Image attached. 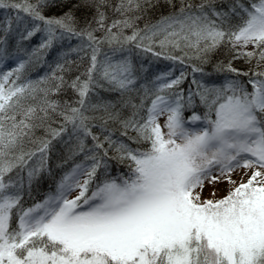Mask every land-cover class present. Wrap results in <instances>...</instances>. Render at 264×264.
Segmentation results:
<instances>
[{
    "label": "snow or ice",
    "instance_id": "1",
    "mask_svg": "<svg viewBox=\"0 0 264 264\" xmlns=\"http://www.w3.org/2000/svg\"><path fill=\"white\" fill-rule=\"evenodd\" d=\"M164 2L174 11L145 23L141 29L135 27L141 16L113 20L105 28L106 13L102 8L107 0H78L68 11L51 17L43 12L62 6L57 0L35 3L0 0V8L17 11V21L22 19L19 13L23 12L33 22L21 39L27 40L40 31L46 33L47 38L30 56L51 48L58 32L61 36L86 39V47L91 49L89 66L81 74L86 79L76 76L67 83L63 76L55 77L57 83L51 89L59 92L65 85L71 88L78 97L75 101L78 107L65 102L61 109L55 101L47 99L46 89L14 84L5 88L0 82V264H264V172L253 171L246 183L235 186L221 199H202V193L196 191L203 189L206 180L216 182L218 178L212 176L215 168H219L221 176L238 167L264 169V79L250 80L251 92L236 80L221 87H206L194 81L199 90L189 93L187 104L191 106L193 97L198 96L207 108L203 117L207 127L199 131L184 126L181 92L173 94L174 100L157 94L147 108L146 117L140 116L143 98L140 104L132 103L131 97L122 99L119 105L89 102L94 89L108 85V91H119L123 96L135 84L133 65L127 57L116 59L105 54L99 59V45L104 43L113 54L124 51L125 45L134 44L154 56L163 55L181 63L188 53L171 55L166 51L169 47L182 52L191 49L196 59L207 63L210 54L225 42L233 49L251 44L260 50L259 59L264 60V0H252L250 7L241 0H232L226 10H218L216 0H200L198 4L178 0V8L177 0ZM159 3L160 0H120L115 11L122 16L133 11L144 15ZM80 9L94 12L82 28H78L75 15ZM237 17L241 23L233 24ZM93 22L97 27H92ZM114 28L118 31L113 32ZM126 28L133 29L131 35H124ZM101 30L103 35L97 38L94 33ZM153 45L161 51H155ZM241 56L251 59L255 52L237 53V58ZM23 67L22 62L14 72ZM57 68L64 70L60 64ZM192 70L202 71L198 67ZM217 70L248 75L230 65L226 69L218 66ZM12 74H5L4 81ZM252 75L264 76V72ZM184 77L181 72L161 83L157 92L178 86ZM27 90L44 93L39 108L42 116H36L37 109L33 106L23 109L22 98ZM128 105L135 111L121 118L118 108ZM18 108L22 109L20 120L16 119ZM89 111L102 114L90 116L86 114ZM52 114L62 117L64 124L58 129L49 128L51 139L40 141L41 167L52 140L61 136L68 124L73 132L92 136L94 148L102 149L103 143L90 130V121L100 120L103 128L108 120H119L124 128L122 135L134 131L136 136L130 138L149 142L150 148L133 151L120 143L116 147L117 158L133 162L131 175L119 182L104 180L90 195L89 186L101 161L95 153L85 156L92 161L91 166L77 164L63 176L55 196L19 211L18 226L12 229L10 221L13 210L20 207L21 196L10 191L14 185L6 182L5 176L15 168H23L35 155L22 151L16 154L23 137L37 126L28 121L38 118L43 124ZM165 114L167 118L161 126L157 120ZM189 119L197 121L201 117L193 113ZM162 127L167 129L166 133ZM104 140L110 147L115 144L110 135ZM84 149V140L77 136L72 154ZM39 170H30L29 178ZM81 175H86L82 182ZM228 182L235 184L230 177ZM75 189H79V194L68 199ZM211 195L215 196V192Z\"/></svg>",
    "mask_w": 264,
    "mask_h": 264
},
{
    "label": "trees",
    "instance_id": "2",
    "mask_svg": "<svg viewBox=\"0 0 264 264\" xmlns=\"http://www.w3.org/2000/svg\"><path fill=\"white\" fill-rule=\"evenodd\" d=\"M7 2V0H6ZM14 2H21V0H14ZM31 3H35L36 0H30ZM58 3H62V6L49 7L43 12L45 16H59L63 12L68 11L73 7L78 0H57ZM120 0H107V5L102 8V11L106 13L105 28L111 25L113 20H123L125 18H133L135 16H141V19L135 21V27L144 28L145 23L155 22L162 15H167L171 9L164 0H160L158 7L154 10L150 9L147 14L142 15L139 11L127 12L123 16L115 11V6ZM189 2V0H186ZM193 4L200 3V0H190ZM252 0H241L246 7H250ZM258 2V0H255ZM232 3V0H216V8L218 10H226ZM176 7H179L177 0ZM22 19L16 20L17 11L10 8H0V82L4 83L5 88L15 85V87L31 86L35 88H42L49 90L47 99L49 101H55L63 108L65 102L71 104L73 107H78L75 101L78 99L76 93L67 88L66 85L59 92L51 91L55 87L57 80L55 77L63 76L67 83L75 79L76 76H81V79L86 77L81 74L84 73L90 63L91 49L87 48V40H81L76 37L68 35L61 36L57 33V39L54 41L51 48H45L39 50L37 56H30L34 49H39L40 44L47 38L44 31H40L34 34L31 38L24 40L21 39L22 34H26L25 30H30L32 27V21L25 13H19ZM93 10L80 9L75 11V15L79 20L78 28L84 27L86 19L90 20L93 16ZM11 22V23H9ZM241 23L237 17L233 20V24ZM92 27H97L93 22ZM5 29H8L5 31ZM113 32L118 31L112 29ZM133 29H124V35H131ZM97 38L103 35V30L94 33ZM157 40L159 39L156 38ZM147 43V42H145ZM101 53L99 59H103L106 51L110 49L107 43L99 45ZM115 47V46H113ZM124 47H128L131 52L130 61L133 65V74L135 77V84L130 92L123 93V96L119 91H108V85H105L103 89H94L89 94L90 103H113L120 104V101L132 98V103L140 104L143 98V108L140 109V116L146 117L147 108L151 106L152 99L157 94L165 95L168 98H172L174 93L181 92L183 94V103L185 104L182 110V116L185 124L190 121L189 117L195 113L199 115L203 123L204 128L207 127L206 121L203 119L207 108L200 103L198 96L193 97V103L191 106L187 104L189 93H195L199 89L197 83L203 84L206 87H221L226 83V79L230 78L240 82L249 92L252 91V85L250 80L264 79V76H253V72H264V60L259 59V49L254 48L249 44L245 48L237 46L235 49L230 44L225 42L215 52L211 53L208 57L207 63H204L200 59L195 58V53L191 49H184L179 51L169 47L166 51L175 56H183L184 52L188 53V56L184 57V62L179 60L172 61L165 59L163 55L154 56L151 52H145L142 49H138L134 44H128ZM154 50L159 52L161 49L157 45H153ZM84 50L81 51L80 49ZM255 52V56L249 59L247 56H241L237 58L239 52ZM191 57V58H189ZM24 63V67L18 72L14 70ZM63 65L64 70L61 71L57 68V65ZM231 66L234 69L239 70L240 73H248V75H237L236 73L229 72L227 70L218 71V66L227 68ZM193 67L201 68L202 71L193 72ZM185 74L181 84L172 88L166 89L163 93H158L157 89L161 83L168 82L171 79L179 76L180 73ZM7 73H13L8 76L7 81H4V76ZM160 78V79H158ZM197 82V83H194ZM45 95L43 92L37 91L32 93L27 90L22 98L23 109L29 106H33L37 109L36 116H42L43 113L39 111V108L43 105ZM121 113V118H127L131 116L135 111L128 106H120L118 108ZM22 109H17L16 119L20 120L22 115L19 113ZM88 115H101V112L94 113L92 111L87 112ZM139 118V117H138ZM214 118V114L212 116ZM34 125V127L28 135L24 136L20 146L17 148V155L22 151L24 153L34 152L35 155L28 160L27 164L23 168H15L11 173L6 174L5 181H11L14 187L10 189L12 192H18L21 196L19 209H14L12 218L10 221V227L16 229L18 226L17 213L21 210L32 207L37 203H41L46 197L55 193L58 189V185L64 175L69 173L73 166L85 158V156H91L94 153L100 158L102 163H105L109 169L108 173H104L105 177L109 179H116L118 182L122 178H128L131 175V169L134 167L133 162L130 159L120 160L117 157L119 153L116 151V147L123 143L133 151H145L150 148V143L146 141H136L130 137H135L136 133L129 130L126 135H122L124 128L119 120H108L106 125L102 128L100 120L90 121V130L94 136L99 137V141L103 143L102 149H95V142L92 136L84 137L82 133L73 132L72 125L66 126L67 130L61 134V136L52 140L51 148L47 153V159L44 166L41 167V153L38 149L41 147L40 141L43 139H51L48 129H58L64 121L58 114H52L50 120L41 121L35 118L28 121ZM10 123V122H9ZM25 131H28L27 129ZM111 136V140L115 142L110 147L109 143L104 140L105 136ZM77 136H80L84 140L85 149L84 152H79L75 155L72 154V149L77 144ZM107 150V155H104V151ZM27 159V157H26ZM32 169H40L34 176L29 178V171ZM101 172H104L101 170ZM100 172V175H101ZM106 174V175H105ZM101 177L98 178V173L92 179L89 186L90 189H94L95 185L100 183Z\"/></svg>",
    "mask_w": 264,
    "mask_h": 264
},
{
    "label": "rangeland",
    "instance_id": "3",
    "mask_svg": "<svg viewBox=\"0 0 264 264\" xmlns=\"http://www.w3.org/2000/svg\"><path fill=\"white\" fill-rule=\"evenodd\" d=\"M105 54H107L109 56H113L114 55V58H116V59L127 57L130 60V56H131V52H130V49L128 47H124V51L116 52L115 54L112 53L111 49H108ZM227 81H231V79L227 78L226 82ZM170 99L174 100L175 96H173ZM166 118H167L166 114L163 115V116H160L158 118V120H157V123H159L161 126H163L165 121H166ZM184 126H185V128H187L189 130H192V131H199L202 128H204L203 123L201 121H199V120H197V121H191L190 120V121L186 122V124H184ZM162 131H164L166 133L167 129L162 127ZM241 163H242V161H241ZM77 164H82V165H84L87 168V167L91 166L92 161L90 159L86 160L84 158L83 160L78 161V163H76L73 166V168ZM72 169H71V171H72ZM108 169H109V167L105 163L100 162V167L97 169V173H98V178L101 177V179H100L101 182H103L104 180H112V179H109L108 177H105L103 175L104 173H108ZM101 170L104 171V172H101ZM253 171L264 172V169L238 167V168H234L230 174H225L224 176H221L220 172H219V168H215L213 170V172H212V176L218 178L216 180V182L215 183H210L209 181L206 180L203 189L202 190L201 189H197L196 191H199V192L202 193V199H221L225 195H227L228 191L231 190L232 188H234L235 186H238L240 183H246L247 180L251 177ZM100 172H101V175H100ZM229 177H230V179L232 181H235V184H229V182H228ZM85 178H86V175H81L79 177L81 182ZM96 186H97V184L94 187H96ZM94 189H90L89 192H88V195H90L91 191L94 190ZM213 192H215V196L211 195ZM56 194H57V191L55 193H53L52 195H50V196H55ZM78 194H79V189H75L68 195L67 198L68 199H73ZM50 196L46 197L41 203H37V204H43V202L46 199H48ZM35 205H33L32 207H34ZM27 209H25V210H27Z\"/></svg>",
    "mask_w": 264,
    "mask_h": 264
}]
</instances>
